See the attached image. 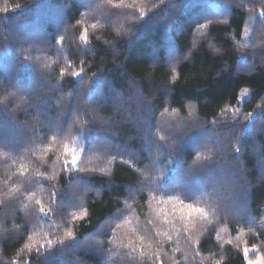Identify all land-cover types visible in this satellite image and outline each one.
<instances>
[{
	"label": "trees",
	"instance_id": "trees-1",
	"mask_svg": "<svg viewBox=\"0 0 264 264\" xmlns=\"http://www.w3.org/2000/svg\"><path fill=\"white\" fill-rule=\"evenodd\" d=\"M262 12L0 0V264H264Z\"/></svg>",
	"mask_w": 264,
	"mask_h": 264
},
{
	"label": "snow or ice",
	"instance_id": "snow-or-ice-1",
	"mask_svg": "<svg viewBox=\"0 0 264 264\" xmlns=\"http://www.w3.org/2000/svg\"><path fill=\"white\" fill-rule=\"evenodd\" d=\"M19 5H16L15 7L12 8V10L14 11L16 8H18ZM8 9H4V11H7ZM262 15H264V12L261 13ZM87 30H84V35H83V39L85 41H87ZM59 42V41H58ZM65 70L61 69V76L64 75ZM82 74V69L80 71H75L72 73L73 78L79 77ZM173 80H175V76H173ZM17 95L16 91H12L9 90L7 91L3 96H0V105H4L7 100L9 99L10 96H15ZM81 127L84 126V122L81 120L79 121ZM247 127V126H245ZM160 140H164V137L161 136ZM64 154L67 157L68 155L71 156V160H70V165L75 166L78 164V160H79V156L80 154L77 153L75 148H69V146L67 144L64 145ZM211 158V152H209L206 156H202L200 153H195V155L193 156V160H192V166L195 167L198 164H200L203 160L206 159H210ZM66 164L69 163V161H65ZM81 172H86L88 171L87 169H80ZM53 195H56V193H53ZM37 203L39 204L40 201H37ZM181 207L182 208H186L189 211V219H191V213H197V214H205V210L203 208L198 207L196 204L190 202V199L188 200H181L180 201ZM72 234L69 233V236H71ZM61 244H63V241H60ZM26 247H31V245H25ZM41 247H43V245H41ZM245 253L248 252V248L245 247L244 249ZM30 264V262H29ZM249 264H253V262H249ZM258 264V262H257Z\"/></svg>",
	"mask_w": 264,
	"mask_h": 264
},
{
	"label": "rangeland",
	"instance_id": "rangeland-1",
	"mask_svg": "<svg viewBox=\"0 0 264 264\" xmlns=\"http://www.w3.org/2000/svg\"><path fill=\"white\" fill-rule=\"evenodd\" d=\"M241 97H240V102L243 100V97H245L244 93L245 92H241ZM248 248V252L245 253L244 251V256L246 258V264H249V262H253V264H262L259 260L258 254L256 253V251L254 250V247H247Z\"/></svg>",
	"mask_w": 264,
	"mask_h": 264
}]
</instances>
